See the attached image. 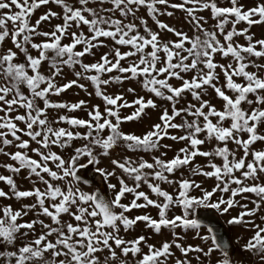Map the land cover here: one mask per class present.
Here are the masks:
<instances>
[{
	"label": "snow or ice",
	"instance_id": "obj_1",
	"mask_svg": "<svg viewBox=\"0 0 264 264\" xmlns=\"http://www.w3.org/2000/svg\"><path fill=\"white\" fill-rule=\"evenodd\" d=\"M41 6L46 11L31 22ZM169 9L184 14L192 35L160 19L175 15ZM241 22L247 26L237 28ZM256 24H264V0H0V154L12 161L0 165L10 173L0 174L8 186L0 188V239L13 249L0 252V264H264V63L251 59H264V38L250 31ZM114 84L122 90L109 93ZM73 86L99 97L103 109L51 98ZM209 89L220 108L205 98ZM77 110L85 116L70 114ZM132 121L145 130L122 129ZM90 166L111 197L83 187ZM21 170L29 189L14 179ZM13 198L33 202L3 203ZM134 209L144 211L128 215ZM208 216L251 232L236 239L250 261L235 259L232 241ZM137 222L172 239L121 235ZM189 233L199 243L187 242Z\"/></svg>",
	"mask_w": 264,
	"mask_h": 264
},
{
	"label": "rangeland",
	"instance_id": "obj_2",
	"mask_svg": "<svg viewBox=\"0 0 264 264\" xmlns=\"http://www.w3.org/2000/svg\"><path fill=\"white\" fill-rule=\"evenodd\" d=\"M218 2L220 4H222V5H226L227 4V0H218ZM241 2L245 3V4H250L251 0H241ZM47 7L48 8H52L54 11H57V12L60 11V8L57 7L55 4H53L51 2L49 3V5ZM169 10L170 11H174L175 15L173 17H168L166 15L165 16H161L160 19L164 20L165 22L169 23L170 25L176 26L177 28H182L183 30L187 31L189 35H192V30L190 29L189 24L185 22L184 14L181 11H179V10H172V9H169ZM45 11H46V7L45 6H41L39 9H37L35 11V13L32 15L31 22H35V20ZM139 15H144L148 19L149 25L153 29H156L157 26L151 20V18L147 16L146 11H145L144 8L140 9ZM200 15L208 17L209 13L207 11H204V12H201ZM57 22H59V21H57L55 19H53V21H52L53 24L57 23ZM214 23L215 22L213 20H211V19L208 20V24L209 25H212ZM246 26H247L246 22H241L240 24L237 25V28H243V27H246ZM42 27L47 29L48 25L46 23H42ZM250 31L255 34V38H264V24L252 25L251 28H250ZM162 35L169 36V37L175 39V37L172 36L171 33L162 32ZM39 39H43V37H40ZM234 39H236L241 44L246 43V41H245L243 36L235 37ZM65 42H67V41H65ZM5 46L11 47L12 45H11V43L9 41H6L5 42ZM103 50L104 49H101V51H103ZM32 54L36 55L35 50H32ZM20 58L22 60L23 56H21ZM87 59H91V58L90 57H86V60ZM216 59L217 60H222L223 58L220 57V56H217ZM251 59L256 60L257 63H264V59H262V58L251 57ZM247 70L255 71L256 69L253 68L251 65H249V68ZM217 71H219V69H217ZM70 78H72V77H70ZM235 79L239 80L240 78H235ZM85 83H88V82H85ZM127 83H131L132 86L134 88H136L137 93H139L141 95H145V96L149 95L146 91H141L140 86L138 84H136L135 82H126V86H127ZM172 83L173 84H178L179 82L176 81L175 79H173ZM120 90H122V89H120L119 86L115 85V84L110 86V87H108V89H107V91L109 93L120 91ZM88 91L89 92L93 91V88L90 85L88 87ZM229 94L231 95V92H229ZM126 95H127V99H129V100L133 99V96L131 94H126ZM51 98L53 100H67V101H76L78 99H85V100L90 101L91 104H99V105H101V109H103V107H104L103 101L99 97H96L94 94L90 97L83 90H80L76 86H73L72 88L66 90L60 96H54V97H51ZM205 98L209 99L213 104H215L217 106V108H220L222 106V104H223L222 99L218 98L216 96L215 92L212 89L208 90V95L205 96ZM186 99H191L190 95H187ZM158 102H160V101L158 100ZM193 102H195V101H193ZM182 103H183V101H182ZM21 111H23V110H21ZM60 111H61V113L64 112V110H60ZM130 111H131V109H129V108L122 109V114H127ZM70 114L71 115H76L78 117H84L85 116V112L80 111V110H77L76 112L70 113ZM156 116H157V113L156 112H152L153 121L156 119ZM177 121H179V118H177ZM62 126H66V125H62ZM21 127H23L22 124H21ZM121 127L125 131H133V132H136V133H140V132L145 130L143 123L136 122V121L123 122ZM24 138L27 139V137H24ZM77 143H79V142H77ZM163 143L171 144V145H173V148H179L180 146H182L181 144H178V143H176L174 141H171L170 139H167V138L164 139ZM32 146H35V144H33ZM255 146H259V142H257V145H255ZM201 147H203L205 149H208L210 147V145L206 143L205 145H203ZM229 147H235V146L232 145V144H229ZM55 150L62 151L59 148H56ZM29 154L30 155H34L33 153H29ZM115 154L116 155H120L121 153H120L119 150H117V152ZM128 155H132L134 159L136 158V156L134 154H132V153H128ZM140 155H144V154L141 153ZM167 155L170 158L173 155V152L172 151H168ZM145 158H149V157L145 156ZM205 159L206 158H204V157L197 156L195 158L194 162H199V163L203 164V163H205ZM5 162H12V161H10L8 157L0 154V165H2ZM217 162H219V158H217ZM181 171H184L187 174V170L186 169L182 168ZM0 174L8 175L10 173H8L6 169H4L2 166H0ZM25 175H26V172L24 170H21L20 174L14 176V179L16 180V182H17V184H18V186L20 187L21 190L29 189V188L32 187V185L28 182V180L24 179ZM176 175H179V173H177ZM193 178L197 179V180L204 179V177H202V176H197V177H193ZM82 179L89 182L88 184L83 185V187L85 189H87L89 191H91L92 189H98L100 194H102V195H104L106 197H111L112 196V191L110 189H108L107 183L102 180V178L99 176V174L95 173L94 168L92 166H90L86 171H82ZM113 182L115 183V181H113ZM213 182L214 181L212 179H208V180H206V185L211 186L213 184ZM39 186L43 188V185H39ZM161 186L166 188L169 191H172V189L166 184H162ZM0 188H4L5 191L8 190V186L4 182H0ZM142 190L147 192L152 198H156L155 195L152 194L151 191L147 188V186H143ZM0 199H2V198H0ZM130 199H131V195L129 194L127 199L122 198V202L127 203ZM32 202H33V198H23L20 202H17L15 200V198H13L12 200H3L4 204H9L10 203V204L13 205V207H17V208L20 207L21 203H29L30 204ZM176 210H177V212L179 211L178 209H176ZM140 211H144V210H135L134 209L130 213H128V215L134 216L136 214H139ZM146 211H149L153 215V217H156V215H157V212H156L155 208L150 207ZM24 219L25 220L31 219V214L29 216L25 217ZM44 219L47 220V218H44ZM219 221L221 223V226L217 227V230L219 232L222 229L226 230V232L228 234V238H229V240L232 241V244H233V246L235 248V259L237 261H245V262L246 261H250L252 259V257L249 254L244 253V252H242L240 250V245H242L244 243V239H240L239 240V244L236 243V239H237V237H241V236L244 237V238H247V237H249L251 235V232L245 230V228L240 227V226L230 227V226H228V225H226L224 223V219H222V218H219ZM162 231H164V233H165L163 236L154 235L150 229H147V228L144 227V224L142 222H137V226H134L133 229H130L127 234H125L124 232H121V235H126V238H132V237H135L136 235H139V234L143 233V234H146V235L150 236V241L149 242H151V243H158L159 241H161L163 239H169V240L172 239L171 235L167 232V230H162ZM187 242L196 244V243H199V240L192 239L191 233H189ZM17 244H19V241H17ZM9 250H13L12 247L10 245H8L6 242H4L2 239H0V252H7ZM173 250L175 251L176 256H180L181 255L178 250H176V249H173ZM0 260H3V257H0ZM194 264H195V262H194Z\"/></svg>",
	"mask_w": 264,
	"mask_h": 264
},
{
	"label": "bare ground",
	"instance_id": "obj_3",
	"mask_svg": "<svg viewBox=\"0 0 264 264\" xmlns=\"http://www.w3.org/2000/svg\"><path fill=\"white\" fill-rule=\"evenodd\" d=\"M206 220H211V222L213 223V224H215L216 225V227H220L221 226V223H220V221H219V218L218 217H213V216H208V217H204ZM220 235H221V237L227 242V241H229V238H228V234L226 235V230H221L220 232Z\"/></svg>",
	"mask_w": 264,
	"mask_h": 264
},
{
	"label": "water",
	"instance_id": "obj_4",
	"mask_svg": "<svg viewBox=\"0 0 264 264\" xmlns=\"http://www.w3.org/2000/svg\"><path fill=\"white\" fill-rule=\"evenodd\" d=\"M223 231L225 230V229H222ZM226 235H227V232H226ZM228 236V235H227Z\"/></svg>",
	"mask_w": 264,
	"mask_h": 264
}]
</instances>
